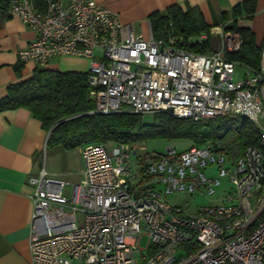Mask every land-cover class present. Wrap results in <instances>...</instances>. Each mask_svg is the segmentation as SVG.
Listing matches in <instances>:
<instances>
[{"label":"built area","instance_id":"1","mask_svg":"<svg viewBox=\"0 0 264 264\" xmlns=\"http://www.w3.org/2000/svg\"><path fill=\"white\" fill-rule=\"evenodd\" d=\"M8 2L36 31L18 52L23 63L89 58L96 111L242 115L260 130L237 156L211 144L149 154L138 144L86 143L81 178L70 186L43 162L27 178L32 264H264V44L256 68L229 56L242 38L225 23L187 37H145L97 0H46L44 9L35 0ZM209 38V50L186 46ZM177 193L215 201L172 203Z\"/></svg>","mask_w":264,"mask_h":264},{"label":"trees","instance_id":"2","mask_svg":"<svg viewBox=\"0 0 264 264\" xmlns=\"http://www.w3.org/2000/svg\"><path fill=\"white\" fill-rule=\"evenodd\" d=\"M35 3L44 9L46 0H35ZM6 8H9L8 0H0V10ZM255 11L256 0H242L232 9L222 11L219 19L209 24L199 6L187 3L183 7L176 3L163 12L151 13L150 23L156 37L166 36L169 31L184 37L197 35L225 23V30L238 31L242 38L240 50L229 56L259 68L263 45L256 44L255 33L250 26L238 23V18L243 15L249 18ZM186 46L206 51L211 49L212 42L209 38L202 45L187 43ZM22 66V62L15 66L19 75ZM87 74L36 67L30 77L8 85L7 94L0 97V112L18 107L29 109L48 132L46 145H59L66 150L100 141L134 145L151 139H188L192 145L211 144L218 150L237 156L249 144L259 141L260 130L242 115L193 119L164 110L152 113L150 118L144 113L129 110L98 112L89 95Z\"/></svg>","mask_w":264,"mask_h":264},{"label":"crops","instance_id":"3","mask_svg":"<svg viewBox=\"0 0 264 264\" xmlns=\"http://www.w3.org/2000/svg\"><path fill=\"white\" fill-rule=\"evenodd\" d=\"M66 2L68 0H62ZM116 11L125 28L149 36L152 30L150 14L165 11L172 4L183 7L197 5L206 21L213 24L224 10H230L242 0H97ZM44 6V5H42ZM240 25L250 26L257 45L264 44V0H256V11L247 18H238ZM153 32V31H152ZM36 36V31L8 8L0 10V97L7 94L10 83L28 78L36 67L87 72L89 58L61 55L48 65L23 63L19 50ZM156 37V36H155ZM161 37V36H160ZM23 63L21 74L15 66ZM48 132L41 121L25 107L0 112V264H32L29 234L33 209V186L27 178L37 174L43 165V151ZM83 160L78 158L67 171L48 170L71 184L81 178ZM47 168V167H46Z\"/></svg>","mask_w":264,"mask_h":264},{"label":"rangeland","instance_id":"4","mask_svg":"<svg viewBox=\"0 0 264 264\" xmlns=\"http://www.w3.org/2000/svg\"><path fill=\"white\" fill-rule=\"evenodd\" d=\"M243 68H239L236 77H240ZM145 117H151L152 113H144ZM168 144L176 147L177 149H185L190 147L193 142L188 139H151L146 142L138 144L142 150H146L149 154H154L157 152H164ZM78 158V148L74 149H63L59 145H49L45 144L43 151V162H45L47 169L54 168L58 171H67L69 168L73 167L75 161ZM67 186H70L68 183ZM172 203H183L185 200L191 202L192 205L196 204H210L215 201L214 197L211 196H197L192 197L184 193H177L168 196ZM147 243V237L143 236L141 240V245L145 246Z\"/></svg>","mask_w":264,"mask_h":264}]
</instances>
